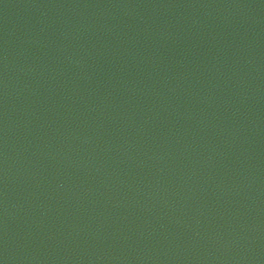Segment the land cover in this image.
<instances>
[{
    "label": "water",
    "instance_id": "obj_1",
    "mask_svg": "<svg viewBox=\"0 0 264 264\" xmlns=\"http://www.w3.org/2000/svg\"><path fill=\"white\" fill-rule=\"evenodd\" d=\"M0 264H264V0H0Z\"/></svg>",
    "mask_w": 264,
    "mask_h": 264
}]
</instances>
